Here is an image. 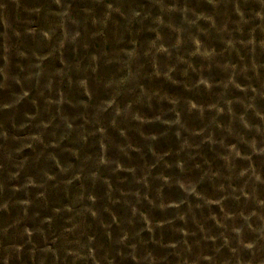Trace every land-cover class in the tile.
<instances>
[{"label":"clouds","instance_id":"9594fccd","mask_svg":"<svg viewBox=\"0 0 264 264\" xmlns=\"http://www.w3.org/2000/svg\"><path fill=\"white\" fill-rule=\"evenodd\" d=\"M97 3L103 9L102 18H93V25L101 24L106 27L113 14H118L129 25L137 23L142 27L146 26L149 32L155 33V39L148 40L146 47L133 41L131 48L121 50L122 74L102 82L107 93L104 98H95L88 75L89 71L93 74L97 72L100 57L93 55L90 64L83 69L77 66V71H82L83 76L75 83L83 90V96L87 99L78 100L73 107L84 109V123L76 124L75 121L63 117L60 124H56L54 117L45 121L38 120V114L25 113L29 123H23L19 127L23 129L32 121H37L34 127L40 131L24 137L26 142L16 152L34 148L37 144L45 145L46 149L52 150L48 151L47 156L55 162L59 173H72L71 179L66 183L71 184L73 180L82 178L90 179L93 183L99 181L107 186L109 197L113 191H120L124 203L131 210V218L127 223L132 225L138 219L143 224L139 230L129 232L121 227L120 234L113 238L112 224H106L101 219L96 208L97 198L92 193H80L76 202H83V205L75 214H89L99 221L107 238L114 246H120L115 248V252L121 257V264H165L164 260H157L147 245L157 243L155 234L165 225H172L175 220L183 221L187 225L189 213H192V221L199 228L202 241L211 243L212 255L193 253L188 238L196 236L197 233L187 230L186 227L175 228L184 237L183 241L169 242L163 247L174 250L173 254L180 257L183 264H264V0H203L202 6L205 9L210 8L209 11H196L189 6L188 0H148L147 4L129 8L127 11L122 10L120 0H97ZM6 7V3L0 4V10ZM42 10L44 5L34 9L37 14ZM44 16L58 18L59 24L52 30L41 29L39 35L43 40L53 41L58 35V29L62 32V37L58 35L56 40L61 48L66 41L75 44L81 39L78 29L69 33L66 27L69 22L78 23L72 18L71 0H50ZM177 16L180 18L178 22L175 19ZM0 23L4 28L0 32V60L3 61L0 66V89H4L8 87L10 79L22 84L19 77L9 74L10 56L14 54L23 59L30 58L19 46L10 44L13 35L19 39L22 33L11 29L2 16ZM165 29L175 34L174 43L169 44L161 35ZM36 32L35 28L25 29L27 35L35 36ZM99 34L102 33L93 35ZM213 39H219L223 44L221 50L217 51L211 46L209 41ZM50 55L51 53L38 56L33 52L35 60L30 62L29 67L35 71L30 72L26 79H35L37 84L46 79L44 87L51 93L54 91V81L43 67V62ZM161 55L167 58L168 63L161 65ZM234 55L237 57L235 61L232 59ZM142 58L151 61V73L144 72V65L140 62ZM193 58H199L203 63L197 67ZM212 68H218L224 78L217 81L211 75H205ZM177 73L185 79H177ZM191 74H196L197 78L191 79ZM55 75L63 78L67 72L57 69ZM152 78L172 85H183L188 92L199 93L203 90L213 96L214 100L204 104L189 97L170 95L159 89L146 87L144 81ZM69 83H72L71 79ZM29 95L28 90L22 89L20 93L14 94L11 103L0 105V111L20 104ZM56 96L57 98L49 97L46 102L55 105L59 112L66 99L60 90H56ZM121 97L124 99L121 100ZM185 114H194L198 119L206 121L204 127L190 129L185 121ZM225 117L226 120L222 119ZM61 127L63 132L57 136L55 129ZM109 128L117 130L124 142L114 145L108 134ZM152 128L158 131H150ZM130 131H135L143 144L134 145L129 139ZM169 133L176 138L178 149L175 153H158L155 145ZM46 135L52 137L47 143ZM73 135L75 139L72 143L77 147L61 148L64 141ZM90 137L96 138L98 151L91 156L81 155L78 145H87ZM196 137H199L198 142L195 141ZM0 139H9L6 130L0 129ZM204 145L223 162L222 169H213L211 165L205 169L197 161ZM113 146L128 160L133 159L132 153H138L143 158L146 155L144 149H147L152 161L146 162L144 167L126 165L121 159L109 155ZM55 149L70 150L79 162L78 165L61 164ZM173 156L174 159H168ZM12 159L13 154L8 152L0 162V177H3L0 180V193L5 192V177L8 180H18L27 164L26 159L15 163L12 166L17 170L12 171L7 167ZM190 162L191 169L201 172L198 179L188 175ZM158 167L165 170L175 169L176 172L166 175L161 171L154 175L153 170ZM102 170L108 172L109 176H102ZM119 173L130 174L133 182L140 187L128 192L114 189L110 177ZM43 176L46 179L37 182L33 176L27 175L22 184L13 185L9 190L27 194L29 189L44 188L48 181L57 178L46 170ZM124 180H127V176ZM205 181L213 185L214 190L219 193L218 198H212L198 190ZM172 188L182 191L183 198L166 199L165 189ZM37 198H46L45 192H38ZM228 200L236 202L239 205L238 210L226 208L225 202ZM114 202L119 203L118 200ZM16 203L22 205L25 212L32 205L31 199H21ZM145 203L162 213L174 209L176 215L173 218L153 221L143 210ZM184 205L188 207L187 212L181 211ZM213 206L220 209V214L212 211ZM8 207L7 200L0 202V211H7ZM193 209L201 212L208 210L204 223L196 219ZM55 211L60 213L62 210ZM63 211L72 213L73 208L65 206ZM208 221L214 223L217 232L214 233L211 227L204 226ZM41 223L51 224L52 219L46 217ZM113 223H121L115 215ZM77 228L78 225L73 224L71 228H65L64 232L75 234ZM8 231L9 227L0 228L2 264H10L13 251L18 255L24 251L22 244H4ZM35 231L43 235L42 229L24 227L23 233L28 237L29 243ZM144 232L150 234V241L143 240ZM196 243L199 246L200 241ZM40 251L51 253L61 264L58 250L46 247ZM59 251L64 253L62 264H115L114 257L104 250L103 245L97 243L94 234L79 235L75 240L67 241ZM31 253L35 257V248ZM40 264H43V260Z\"/></svg>","mask_w":264,"mask_h":264},{"label":"rangeland","instance_id":"374dc122","mask_svg":"<svg viewBox=\"0 0 264 264\" xmlns=\"http://www.w3.org/2000/svg\"><path fill=\"white\" fill-rule=\"evenodd\" d=\"M148 0H120L122 10L127 11L129 8H138L141 4H147ZM189 6L195 8L196 11H209L202 6L203 0H188ZM6 3L7 7L0 10V16L8 22L11 29L18 30L22 33L21 37L17 39L14 35L10 40V44L19 46L22 50L28 53L30 59H23L16 55L10 56L9 62V74L12 77H19L22 84H17L15 80L10 79L8 81V87L0 89V105L4 103H11L14 99V94L20 93L23 90H28L30 95L22 101L20 104L0 111V129L6 130L9 139L4 141L0 139V162L5 153H12L13 159L7 164V167L12 171H16L12 165L19 163L20 161L27 160V164L24 170L21 172L18 180H8L5 177L6 188L4 193H0V202L7 200L9 207L7 211H0V228L9 227L7 238L4 239V244H22L24 251L21 254H17L13 251L10 264H40L43 260V264H60V261L56 259L51 253H44L40 250L43 248H52L58 250V254L61 258V264L63 262L62 251H59L62 246L67 244V241L75 240L79 235L88 233L94 234L98 244L103 245L105 251L109 252L111 257H114L115 264H121V257L116 255L115 248L120 246H114L113 243L107 238L104 233V229L101 227L99 221L94 220L89 214L81 213L76 215L82 207L83 202L77 203L78 197L81 192L92 193L97 198L96 208L100 212V217L104 223L112 224L113 238H116L120 234V228L123 227L129 232H135L143 227L142 222L138 219L134 224L130 225L127 221L131 218L130 207L124 203V197L121 196L120 191H113L111 197L107 195L108 188L101 182L93 183L90 179L73 180L71 184L66 183L71 179L72 173L62 175L59 173V169L55 166V162L48 159V151L45 145L37 144L34 148H25L22 152L17 153L16 149L21 147L22 143H25L24 137L40 131L34 124L37 121H32L28 127L21 129L19 126L23 123H29L25 116V113L37 115L38 120H49L55 118V123L60 124L63 117H67L69 120L75 121L76 124L84 123V109L79 107H73L80 99H87L83 96V90L77 86L75 81L83 76V72L77 71V66L81 69L87 67L90 64L91 57L97 55L100 57L97 66V72L95 74L89 71L90 86L94 90L95 98H104L107 93L102 87V82L111 78L119 77L122 74V67L120 60L122 57V49L131 48L132 42L136 41L141 47L147 46V41L155 39V33L149 32L147 27H142L140 24L133 23L129 25L128 22L120 15L113 14L112 19L107 23V26L101 24L93 25L92 19L100 20L102 18L103 9L97 0H71L72 3V18L78 23L73 24L69 22L67 24V30L69 33L74 30L81 32V39L75 44L70 41H66L63 48L60 47L58 35L62 37V32L58 29V35L53 41H46L41 38L39 32L41 29L52 30L59 24L58 18L44 16L47 10L50 0H0V4ZM44 5V10L37 14L34 9ZM176 21H179L177 16ZM35 28L37 30L36 35H27L25 33L26 28ZM206 27V25H205ZM3 24L0 23V32H3ZM94 33H102L99 35H93ZM11 35V32H10ZM161 35L165 41L169 44L174 43L175 34L165 29ZM203 39V37H202ZM212 47H215L217 51L223 48V44L219 39H213L209 41ZM35 52L38 56H45L51 53L49 58L43 62V67L47 74L51 76L54 81L53 92H49L45 87L46 79H42L37 84L35 79H26L30 72H34L35 69L30 68V62H33L35 58L32 53ZM232 59L235 61L237 57L234 55ZM161 65L168 63L167 58L161 55L159 57ZM144 65V72L151 73L152 65L151 61L147 58H142L140 61ZM193 63L199 67L203 62L199 58H193ZM3 65V61L0 60V66ZM66 66H68L66 68ZM183 65L181 66V68ZM57 69H62L67 72V75L61 78L55 75ZM205 75H211L215 80L219 81L224 78V74L218 68H212L210 72L206 71ZM176 78L183 81L185 78L179 73L176 74ZM196 74H191V79H196ZM71 79L72 83H69ZM146 87L152 89H159L161 92H167L168 94H175L182 97H189L196 100L199 103H210L214 100V97L201 90L199 93L193 91L188 92L184 89L183 85H172L166 83L160 79L152 78L145 80ZM56 90L63 92L66 103L62 106L60 111H57L55 105H49L46 101L49 97L57 98ZM216 91H219L218 89ZM43 92V95H41ZM121 100L124 97L120 98ZM95 102V99L94 101ZM185 121L190 129H199L204 127L206 121H202L197 118L196 115L185 114ZM222 119H227L222 118ZM150 131H158V129L152 128ZM52 131V129H49ZM57 136L63 132V127L55 129ZM108 134L112 138L114 145L123 143L124 141L119 136V133L115 129H108ZM219 135V133H217ZM15 138V139H14ZM52 139L51 136H45V142ZM75 139L74 135L70 136L64 141L61 148L72 149L77 147L72 143ZM129 139L134 145H141L143 141L141 137L135 132H129ZM195 141H199V137L195 138ZM81 148V155L87 154L91 156L98 151L99 145L96 143V138L90 137L87 145H78ZM178 149V143L176 138L169 133L167 137L162 138L156 145L155 151L158 153L172 152ZM61 164L72 163L78 165V161L73 157L70 150L55 149L54 150ZM145 156L141 158L138 153H132V160H128L124 157L116 147H112L109 155L113 158L121 159L126 165L144 167L145 163L152 161L151 154L144 149ZM43 153V155H41ZM169 160L174 159L168 157ZM197 161L203 165L206 169L208 165H211L213 169H222V161L218 160L214 153L209 149L207 145L200 151V155L197 157ZM207 161V164H205ZM188 173L190 178L198 179L201 175L200 170L191 169ZM49 171L56 175V180L48 181L44 188L29 189L28 193L25 192H12L9 189L11 186H19L23 183L25 176H33L37 182H42L46 178L43 176L44 171ZM164 171L166 175L175 174L176 170H165L162 167H158L153 170V174H157ZM104 177L109 176L106 171L101 172ZM127 176V180L124 177ZM111 183L114 189H121L124 192L134 191L138 187L133 182L130 174L119 173L111 176ZM3 180V177H0ZM155 187V182L153 184ZM199 191L205 193L212 198H218L217 193L213 185L210 182L205 181L200 184ZM38 192H45L46 198H37ZM164 196L168 200H179L183 198V193L177 188L165 189ZM21 199H31L32 205L25 212L22 205L16 203ZM119 201L116 203L114 201ZM195 200H193V204ZM65 206L73 208V212H65L63 209ZM226 208L232 211H236L239 205L231 200L225 202ZM61 209L60 213L55 210ZM153 221H159L166 218H173L176 215V210H169L167 213H162L158 209L150 208L146 203L143 208ZM182 212H187L188 207L184 205L181 208ZM196 219L200 223H204L205 217L208 215V210L204 209L203 212L199 209H193ZM212 211L220 214V209L213 206ZM121 222L120 225L113 223V216ZM46 217L52 219V223H41ZM187 225L183 221L175 220L172 225H165L163 229L157 230L155 234V240L157 243H149L148 249L152 251L157 260H164L165 264H183L180 257L174 255V250L163 247L169 242L183 241L184 237L175 228L186 227L187 230L196 232L197 235L188 238V243L192 245L193 253L204 255H212V245L210 242L205 243L202 241L201 234L197 224L192 221V213H189ZM73 224L78 225L76 233H65V228H71ZM32 228L33 230L42 229L43 235L39 231H35V234L31 238V242H28V237L24 235V227ZM205 227H211L215 233L218 230L215 228L214 223L208 221ZM86 238V237H85ZM144 241H150L151 236L149 233H142ZM197 241H200L197 246ZM183 247V245H181ZM35 248L36 255L33 257L31 250ZM143 251V247H141ZM227 250H225L226 252ZM2 255V253H0ZM2 264V260H0Z\"/></svg>","mask_w":264,"mask_h":264}]
</instances>
